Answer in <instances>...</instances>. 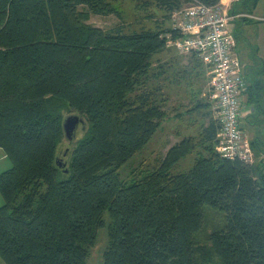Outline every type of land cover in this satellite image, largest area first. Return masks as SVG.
I'll return each instance as SVG.
<instances>
[{
  "label": "trees",
  "instance_id": "trees-1",
  "mask_svg": "<svg viewBox=\"0 0 264 264\" xmlns=\"http://www.w3.org/2000/svg\"><path fill=\"white\" fill-rule=\"evenodd\" d=\"M192 1L128 0L141 24L124 29L88 20L125 21V0H0V148L11 161L0 172L4 264H85L105 225L103 264H264V150L250 142L251 164L216 151L220 124L202 96L209 68L166 45V34L177 36L171 14ZM240 1L254 9L259 0ZM250 91L253 121L264 122L261 77ZM65 113L83 131L62 162ZM169 117L177 141L122 178ZM190 153L192 166L174 172ZM204 204L225 222L201 242Z\"/></svg>",
  "mask_w": 264,
  "mask_h": 264
},
{
  "label": "built area",
  "instance_id": "built-area-1",
  "mask_svg": "<svg viewBox=\"0 0 264 264\" xmlns=\"http://www.w3.org/2000/svg\"><path fill=\"white\" fill-rule=\"evenodd\" d=\"M224 2L206 5L198 0L175 10L170 17L177 36L166 34V45L179 53L195 52L208 66L209 78L203 91L212 116L220 128L215 146L223 157L254 162L250 140L240 126L241 94L246 89L231 22L240 14L229 12Z\"/></svg>",
  "mask_w": 264,
  "mask_h": 264
},
{
  "label": "rangeland",
  "instance_id": "rangeland-1",
  "mask_svg": "<svg viewBox=\"0 0 264 264\" xmlns=\"http://www.w3.org/2000/svg\"><path fill=\"white\" fill-rule=\"evenodd\" d=\"M237 1V0H235ZM251 5H243L240 0L237 1L236 13H239L241 17L238 21L233 22V35L237 41L235 52L239 55L241 63H244L241 56L244 48H248L249 41L252 40L251 37L254 36L257 32L264 33V0H259L257 6L252 9ZM121 14L123 15L125 21L121 22L118 17L114 14L107 15H98L91 14L88 22L93 25L99 26L101 28H110L116 24H123L124 29L127 28H137L140 26L141 22L137 23L135 13L133 11L132 5L128 3V0H125L120 7ZM167 24L171 26V23L167 21ZM255 46V45H254ZM186 55L190 52L185 53ZM166 58V57H165ZM262 69V68H261ZM260 70V68H258ZM209 78V73L207 71V81L205 88L207 86ZM247 80V79H246ZM205 89H203L204 91ZM202 91V96H203ZM243 115V114H242ZM67 116V113L64 114ZM171 116V114H170ZM260 117V116H259ZM253 124V123H252ZM81 124L79 123L75 129V137L79 136L82 133ZM264 126V123L258 121L256 125H252L251 128H255L257 131ZM176 127V121L172 118H168L159 126L155 134L151 137L150 141L133 157H131L127 163L123 164L119 169V173L122 178H129L131 172L135 168L142 167L141 164L146 165L153 163L154 159L161 154H164L167 148L177 141V138L174 137V128ZM258 130V131H259ZM74 145L73 141L63 138L58 150L57 157L62 162H67L69 160L70 149ZM264 149V143L259 145ZM255 151L258 153L257 148ZM257 157V156H256ZM194 159V153L187 154L183 157L178 166L175 168L174 172L177 171H186L192 166ZM11 167L10 159L5 156L0 158V172ZM144 168V167H143ZM3 204V199L0 195V206ZM106 223L109 221V216L105 214ZM225 222V216L222 211L213 209L209 205H203V227L198 232L195 233L194 237L197 241L204 242L206 239V234L212 227L221 226ZM107 228L106 225L100 227L97 231L96 244L90 249L89 255L85 259V264H103V251L107 245ZM0 264H4L0 259Z\"/></svg>",
  "mask_w": 264,
  "mask_h": 264
},
{
  "label": "crops",
  "instance_id": "crops-1",
  "mask_svg": "<svg viewBox=\"0 0 264 264\" xmlns=\"http://www.w3.org/2000/svg\"><path fill=\"white\" fill-rule=\"evenodd\" d=\"M220 1L227 4L226 6L229 12L231 13L233 10L232 5L235 0H220ZM251 38L252 40L249 41L248 48L247 47L244 48L241 54L244 63H241L239 55H237V53L235 52V48L237 45V41L235 40L236 45L234 48V52L236 53L240 61L241 73L245 79V85H246V89L241 94L240 126L247 135V137L249 138L250 142L257 140V142L260 145L264 143V126H262L260 130L258 129L259 131L258 130L256 131L255 128H251L252 125H256L257 122L261 120H258L257 122L253 121V116L256 114L257 109L251 102L250 85L253 81V78H255L256 76H258L259 78L261 77L262 80L264 81V33L257 32ZM258 68H260V70H258ZM257 114L260 116L259 113ZM261 117L262 116H260L259 118ZM261 156L264 157L262 154ZM1 157L4 158L5 154L3 150L0 148V158Z\"/></svg>",
  "mask_w": 264,
  "mask_h": 264
},
{
  "label": "water",
  "instance_id": "water-1",
  "mask_svg": "<svg viewBox=\"0 0 264 264\" xmlns=\"http://www.w3.org/2000/svg\"><path fill=\"white\" fill-rule=\"evenodd\" d=\"M79 123L83 124V119L76 114H70L64 117L62 126L65 138L69 140L72 138L74 131Z\"/></svg>",
  "mask_w": 264,
  "mask_h": 264
}]
</instances>
